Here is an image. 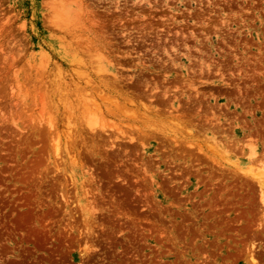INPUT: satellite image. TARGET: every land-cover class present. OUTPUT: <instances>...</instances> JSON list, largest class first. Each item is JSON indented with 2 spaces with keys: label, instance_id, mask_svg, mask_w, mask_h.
<instances>
[{
  "label": "rangeland",
  "instance_id": "obj_1",
  "mask_svg": "<svg viewBox=\"0 0 264 264\" xmlns=\"http://www.w3.org/2000/svg\"><path fill=\"white\" fill-rule=\"evenodd\" d=\"M263 169L264 0H0V264H264Z\"/></svg>",
  "mask_w": 264,
  "mask_h": 264
},
{
  "label": "bare ground",
  "instance_id": "obj_2",
  "mask_svg": "<svg viewBox=\"0 0 264 264\" xmlns=\"http://www.w3.org/2000/svg\"><path fill=\"white\" fill-rule=\"evenodd\" d=\"M260 160H261V159H260ZM261 162H262V160H261ZM260 165H261V164H260ZM260 165H259V166H260ZM263 170H264V169H263ZM259 174H260V172H259ZM263 179H264V178H263Z\"/></svg>",
  "mask_w": 264,
  "mask_h": 264
}]
</instances>
